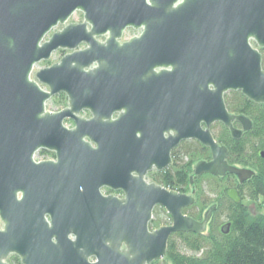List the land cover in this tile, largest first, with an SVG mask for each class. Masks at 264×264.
Masks as SVG:
<instances>
[{
  "label": "water",
  "instance_id": "1",
  "mask_svg": "<svg viewBox=\"0 0 264 264\" xmlns=\"http://www.w3.org/2000/svg\"><path fill=\"white\" fill-rule=\"evenodd\" d=\"M75 11L82 20L68 22ZM127 27L142 31L120 42ZM251 40L264 48V0H0V264L10 253L22 264H150L172 233L205 232L215 204L194 219L183 213L192 195L145 175L186 138L211 151L195 176L253 175L227 162L209 130L220 121L239 138L251 128L227 111V91L264 104ZM58 50L68 52L34 71ZM59 93L65 107L48 111ZM38 150L55 159L35 161ZM156 205L171 223L151 230Z\"/></svg>",
  "mask_w": 264,
  "mask_h": 264
},
{
  "label": "trees",
  "instance_id": "2",
  "mask_svg": "<svg viewBox=\"0 0 264 264\" xmlns=\"http://www.w3.org/2000/svg\"><path fill=\"white\" fill-rule=\"evenodd\" d=\"M66 102V96L59 93L50 99L49 104L61 109L65 107ZM229 108L232 109V105H229ZM241 112L249 116L250 108L246 100H243ZM263 117L264 115L260 116V126H264ZM251 133L244 137L241 148L230 150L228 159L231 163L239 161L248 154H255L259 139L256 134ZM208 156V153H197L194 161ZM187 172L185 165L174 162L160 175L159 181L166 187L184 192L189 183ZM228 180L226 176L211 174H204L195 179V202L184 208L183 212L201 220L210 205L215 204L216 208L205 232H176L170 235L164 258L170 260L172 264H264V213L250 214L242 201L235 203L229 199L227 189L230 187V181ZM211 195L216 196V199L213 200ZM243 195L244 198L253 201L264 199V164H261L260 171L246 185ZM167 216L170 220L169 214ZM225 221L230 223L228 233L220 231ZM161 224L165 223L153 218L149 226L159 227ZM156 263L157 261H153L150 264Z\"/></svg>",
  "mask_w": 264,
  "mask_h": 264
},
{
  "label": "flooded vegetation",
  "instance_id": "3",
  "mask_svg": "<svg viewBox=\"0 0 264 264\" xmlns=\"http://www.w3.org/2000/svg\"><path fill=\"white\" fill-rule=\"evenodd\" d=\"M75 12H80L82 14L81 11H75ZM126 30L133 31V34L125 39V38H123V35H124ZM141 31H142L141 28L136 29L133 27H127L124 30V33L122 35V38L120 39V42L127 41L132 37L138 36L141 33ZM100 39L102 40L103 38H100ZM250 44L253 48L257 49L259 51V53L261 54V64H262V69L264 70V48H260L253 40L250 41ZM67 52L68 51L65 50L64 54ZM223 98H224L225 107L230 114H233L235 116L242 115V116L247 117L251 121V128L247 131H243L239 138L233 137L231 129L220 121L213 122L209 127L210 133L213 136L214 140L220 146H224L227 148V152H228L227 157H226L227 162L231 165L241 167V168H246V169L253 171V175L249 179L244 181L243 183H240L238 178L234 174L226 173L223 176H219V177L226 176L227 179H229L228 181H230L229 182L230 187H228L227 191L229 189H235L237 192V195L240 199L239 202H241L242 199H244L243 192H244V189L246 188V185H248V183L255 176V174H257V172L260 171L261 164H264V158L261 157V155H260V153L262 151H264V126L259 125L260 116L264 115V113H262V112H264V104H258V103H255V102L249 100L239 90L238 91H232V90L227 91L223 95ZM243 100H246V104H248V107L250 108L249 116H247L241 112V110L243 109ZM229 105H232L233 108L230 109ZM84 112H86L87 115L89 116V113L87 111H84ZM113 117H116V114H114ZM201 126L203 129L206 128L204 123H202ZM232 127L236 130H242V128H243L242 124L236 119L232 120ZM250 132H252L251 133L252 135L256 134L258 139H259V141L257 142V148H256L255 154L254 153L248 154L246 157L241 158L239 161L231 163L230 160L228 159L230 150L232 148H236V149L241 148L242 144L244 143V137L247 136L248 133H250ZM164 136L167 137V134L165 133ZM45 152L49 156L54 157V159H55V153L54 152L48 151V150H45ZM201 152L208 153L209 156L207 158H200V159L194 161L195 155L197 153H201ZM210 159H211V151H210V148L208 146L203 145L201 142H199L195 138L182 139L170 150V163L165 168H163L161 170H158L155 167H153L152 169H150L146 172L145 177L147 178V181L150 183L160 185L161 187H164V188L171 190V191H174V192H179V191L171 189L170 187H166L165 185H163L159 181V178H160V175L166 169H168L169 167H171L174 164V162H176L177 164H181L183 166L185 165L187 167V171H188L187 173H188L189 183H188V187H187L186 191L179 192V193L192 195L195 198V194H196L195 179L201 175H199V176L194 175V173H193L194 172V165L197 161H200V160L209 161ZM244 163H246V164H244ZM202 175H204V174H202ZM191 177H192V180H191ZM100 191L103 195H113V196L120 198V199L124 197V193L121 190H112L108 187H102ZM156 207L164 209L163 207L156 205L153 209V212H152V219L154 218L153 213H154V210L156 209ZM185 208H187V207H185ZM206 210H205V212H206ZM226 222L227 221H225L224 223H226ZM170 223H171V219H170ZM163 225H165V224H161L160 226H163ZM2 227H3V222L0 218V229H2ZM149 228H150V226H149ZM156 228H158V227H155V229ZM89 260L94 261V258H90ZM4 262L7 264H22L20 257L16 253L8 254L7 257L4 259Z\"/></svg>",
  "mask_w": 264,
  "mask_h": 264
},
{
  "label": "rangeland",
  "instance_id": "4",
  "mask_svg": "<svg viewBox=\"0 0 264 264\" xmlns=\"http://www.w3.org/2000/svg\"><path fill=\"white\" fill-rule=\"evenodd\" d=\"M82 20V14L80 12H75L68 20V22H80ZM60 26L56 27L54 30L59 29ZM133 34V31L130 30H126L123 38H128L129 36H131ZM49 36V35H48ZM65 50H58L56 52H54L50 58V60L48 61H41L40 63L36 64L34 66V71L42 68V67H46L51 65L54 62H57L64 54ZM50 101V100H49ZM49 101L47 102V106L53 107L49 104ZM66 105V104H65ZM47 109H49V107H47ZM62 109V108H61ZM81 114L85 117H88L86 112H81ZM65 122L67 123H72L69 119L65 120ZM45 151V150H44ZM43 150L41 151V153L43 152L44 154H47L46 152H44ZM48 155V154H47ZM246 164V163H244ZM246 189V188H245ZM244 189V191H245ZM196 196V194H195ZM210 197L213 198V200H215L216 196L214 197V195H211ZM242 203L244 205H246L247 210L250 214H258V213H264V199L263 198H259L256 201H253L249 198H244L242 199ZM204 212V211H203ZM166 210L165 209H161L159 207H156V209L154 210L153 213V217L154 219L157 218L161 221V223H165V225L170 224V220L168 219V216L166 214ZM169 222V223H168ZM167 223V224H166ZM150 229L153 230L155 229V227L150 226ZM156 264H172L170 260L163 258L159 261H157Z\"/></svg>",
  "mask_w": 264,
  "mask_h": 264
},
{
  "label": "built area",
  "instance_id": "5",
  "mask_svg": "<svg viewBox=\"0 0 264 264\" xmlns=\"http://www.w3.org/2000/svg\"><path fill=\"white\" fill-rule=\"evenodd\" d=\"M43 88H45V87H43ZM47 107H49V109H47ZM46 109L48 111H51V112H55V111H59L60 110V109H56L54 107L47 106V104H46ZM70 121L72 123H67V122L64 121V125L67 126V127H72L73 126V121L72 120H70ZM41 151L42 150H38V151L35 152L34 157H33L35 161L54 159V157H51V156H49L47 154H44L43 152L41 153Z\"/></svg>",
  "mask_w": 264,
  "mask_h": 264
}]
</instances>
